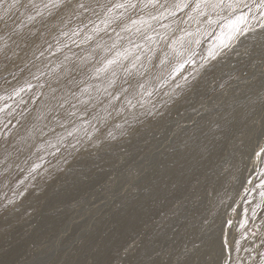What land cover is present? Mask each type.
<instances>
[{
    "label": "rangeland",
    "instance_id": "rangeland-1",
    "mask_svg": "<svg viewBox=\"0 0 264 264\" xmlns=\"http://www.w3.org/2000/svg\"><path fill=\"white\" fill-rule=\"evenodd\" d=\"M257 1L197 13L195 0L168 12L150 0L134 10L114 7L125 0H0V264H237L262 246L264 219L250 203L264 192V11L218 49L214 33L203 37L196 65L174 79L160 65L178 37L244 17ZM139 44L143 76L120 68L110 86L96 73L117 52L130 66ZM93 51L69 70L66 60ZM53 89L63 107L46 104ZM129 113L145 116L127 124Z\"/></svg>",
    "mask_w": 264,
    "mask_h": 264
},
{
    "label": "snow or ice",
    "instance_id": "snow-or-ice-1",
    "mask_svg": "<svg viewBox=\"0 0 264 264\" xmlns=\"http://www.w3.org/2000/svg\"><path fill=\"white\" fill-rule=\"evenodd\" d=\"M30 3H32V0H29ZM150 3L153 7L159 5L160 8H163L165 10V12H168L170 9H179V10H183L184 8H188L190 6L188 0H177L176 3L174 4H168L167 0H165L164 4H160L159 0H150ZM34 7H36V15H43V13L39 10V7L36 5H33ZM53 7H58V6H62L65 8H70L72 7V0H53ZM235 5L230 4L229 7H234ZM245 7H247V5H244ZM45 7L47 8L48 5H45ZM76 8H84V4L82 3H78L76 6ZM115 8H123L125 10H134L137 7V4L133 2V0H125V3H121V4H117L114 6ZM208 7H212V8H217V7H223V0H218V2L213 3V0H195V5H194V11H196L197 13L203 12L205 8ZM259 9L264 10V0H261L260 4L257 6ZM74 11V9H73ZM111 9H109V13H111ZM174 14V13H173ZM206 14V13H205ZM155 18V17H154ZM30 20H34L35 16H29ZM244 20L243 16H240L238 18L237 21L233 22V25H231L233 27V31L234 32H239V31H243V29H237L235 27V24L241 22ZM108 20H105L104 23H108ZM112 22H115V18H112ZM139 23H143V21H136L133 20L132 24L136 25ZM122 31H129V27L127 25H124L121 29ZM113 31H115V29H113ZM137 31L139 32L140 29L138 28ZM65 35H67V33H65ZM186 36H192V33H186ZM117 38H120V34L117 33ZM149 39H151L149 37ZM129 43H131V41H129ZM196 43L198 44L199 41L192 39V40H188L185 39V36H180L178 37L174 44L171 46V52L170 53H165L164 57L160 60V65L163 66L165 64H171V70L168 72V78L169 79H174L175 76L177 75H181L184 71V69L188 66V65H196V61L194 59V50L192 49V44ZM230 43L229 44H222L220 46V49L222 50L223 48H227L230 47ZM113 47H115V45H113ZM137 48L140 47V45H136ZM149 51H151V49H149ZM220 54V51L213 49L210 50L208 52V57L207 58H202L204 60L205 63H207L208 59H216L217 56ZM121 59H128V56L126 53H120L117 52L116 56L110 59H106L104 61V67L102 69H96V73L99 74L100 71H107L109 68L112 69V76L115 77L117 74V70L120 68H123V71L125 72L126 76H131L133 74V70L136 71L137 75L143 76L145 74V72L147 71V68L145 67V65L141 62V58L139 56H137L135 59L132 60L130 66L125 67L124 65H122L120 63ZM149 58V62H150ZM204 67V63H202L199 67H194L192 69L189 70V73L187 76H181V78L183 79L185 84L190 83L189 81V76L192 78V80H195L197 75L199 74L200 70ZM111 83H114V81L110 82V86ZM125 83H128V81L126 80ZM131 86V85H130ZM135 87H138L140 90H144L145 85L143 83H138ZM176 88H180L181 85L179 83H177L175 85ZM53 92L56 91V89L52 90ZM128 89L124 88L122 89L121 94L123 93H127ZM134 95L136 93H133ZM148 95H151V93L149 92ZM53 99L57 101L58 104H60L61 107H63V103L61 102L63 100V98H57L55 96H53ZM113 99H119V95L114 96ZM63 102H67L66 100H63ZM128 104L131 105L132 107H135L134 104H132V101L129 100ZM51 110V109H50ZM69 115H75V113H69ZM69 135H71V133H69ZM258 155H264V147L260 148V152L258 153Z\"/></svg>",
    "mask_w": 264,
    "mask_h": 264
},
{
    "label": "bare ground",
    "instance_id": "bare-ground-1",
    "mask_svg": "<svg viewBox=\"0 0 264 264\" xmlns=\"http://www.w3.org/2000/svg\"><path fill=\"white\" fill-rule=\"evenodd\" d=\"M218 2V1H217ZM235 2H237V0H223V5L224 4H227V3H231V4H234ZM261 0H258L255 4L251 5L249 8H248V11L246 13V15L244 16V20L246 22V27L245 28H252L253 27V17L254 15H261L260 13L263 12L264 10H261L259 9L257 6L260 4ZM210 9H213V10H218L220 7H217V8H212V7H208ZM118 15V14H117ZM116 16V15H115ZM110 19V18H109ZM238 20V17H234L232 18V20H228V22H225L224 25L222 24V26L216 28L214 30V28H204L203 30H201L200 32H198L197 34L195 33L194 35L192 36H186L185 39H188V40H192V39H195V40H198L199 42H201L200 40L207 36L208 34H211V33H214V38H213V41H214V45H215V48L218 47V45L221 43L222 40L226 39V40H232L235 38V35L237 34V32H234L233 31V27L231 25H233V22L237 21ZM110 21V20H109ZM243 23V22H242ZM241 22L235 24V27L237 29H239V25L242 24ZM241 28V26H240ZM212 29V30H211ZM214 30V31H213ZM213 31V32H212ZM246 31V30H245ZM147 38V37H146ZM149 44L147 45H152L150 42H148ZM209 43V42H208ZM145 44V43H144ZM140 45V44H139ZM143 45V44H142ZM140 45L139 48H137L136 46L133 48L134 52L133 54L137 53L139 54L140 58H141V61L142 63L146 64V59L142 56L141 52H142V49H146L145 46H142ZM146 45V46H147ZM196 43H193L192 44V47L195 46ZM212 45V44H211ZM148 46V47H149ZM211 48V47H210ZM219 48V47H218ZM217 48V49H218ZM95 51L93 52H89V53H86L84 54L82 57H77L76 59H68L66 60V63L69 67V70H73L77 67H81L83 65H85L88 61H89V58H90V55L93 54ZM97 52L99 54L103 53V48L102 47H99L97 48ZM139 52V53H138ZM104 58V56H102ZM105 60V58H104ZM104 67V66H103ZM163 67V66H162ZM162 69V68H161ZM62 71V70H61ZM102 72L105 77V81L106 82H111L115 79V77L112 76V69L109 68L107 71H100ZM160 72V71H159ZM100 74V73H99ZM162 74V73H160ZM158 75V74H157ZM57 77V75L55 76ZM105 84V83H104ZM108 87V86H107ZM139 91H137V93H139ZM60 95V92H54V93H51L50 95H48V98L46 100V104L47 103H52L53 101H55L53 99V96L57 97ZM87 95L88 96H92V97H97L98 96V92L95 88H91L88 92H87ZM87 96V97H88ZM147 104H145L144 106H146ZM145 109V108H144ZM145 115L143 114H140V113H129L128 114V120L131 119V121H127V124L128 123H132L134 121L138 122L140 121ZM118 122V121H117ZM127 125L124 124L123 126H118V128L114 129L110 134H107V136L109 135H117V134H120L121 132L125 131L127 129ZM246 193V192H245ZM262 193V192H261ZM250 207L253 208V209H256L257 206H260V208L257 210L258 213L261 212L260 216L262 215V218L264 219V192L263 194L261 195H257V196H253V200L251 201L250 203ZM264 234V233H263ZM259 244V243H258ZM259 246V245H258ZM245 247V246H244ZM248 247V246H247ZM246 247V249H247ZM243 251V250H242ZM245 254V260H242L244 258V254L242 255V252H241V256L237 259V261H239L237 264H247L246 263V258L247 259V262L248 264H264V241L262 243V246L260 247H257V244H254V245H251L250 246V249L246 252ZM257 257V258H256ZM253 261V262H252Z\"/></svg>",
    "mask_w": 264,
    "mask_h": 264
}]
</instances>
